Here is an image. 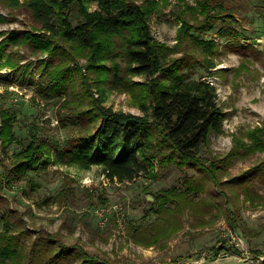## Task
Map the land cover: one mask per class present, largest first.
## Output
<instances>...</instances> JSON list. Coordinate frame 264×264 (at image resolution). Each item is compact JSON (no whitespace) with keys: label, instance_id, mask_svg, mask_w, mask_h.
Masks as SVG:
<instances>
[{"label":"trees","instance_id":"obj_1","mask_svg":"<svg viewBox=\"0 0 264 264\" xmlns=\"http://www.w3.org/2000/svg\"><path fill=\"white\" fill-rule=\"evenodd\" d=\"M176 2L181 8L175 17L176 43L169 47L151 34L149 26L150 16L168 0L24 1L34 25L21 32L0 31V66H14L6 53L8 46L27 44L33 54L45 55L46 59H36L45 80L40 85L41 95L63 94L70 89L71 97L63 100V106L70 123L79 130L51 153L35 133L29 134L26 144L17 140L14 114L0 107L1 151L13 144L21 147L1 174L5 181L45 169L52 162L81 170L95 166L107 180L118 182H130L139 176L154 179L155 163L194 169L198 177L189 176L181 187L151 195V206L163 225L146 232L131 229L132 241L145 247L158 245L180 230L176 215L190 209L206 213L215 207L212 196L199 207L192 199L193 195L207 193L206 184L219 188L218 194L234 211L239 209L235 205L238 201L241 205L264 206V195L254 189L255 182L264 181L263 126L246 131L248 143L233 138V147L222 155L210 152L205 161L198 155L202 147L209 149L211 135L223 132L225 114L216 101L214 87L206 79L186 80L188 75L183 70L198 62L205 65L203 68H215L218 44L203 36L224 18L226 7L214 0ZM1 3L13 7L18 1ZM72 10L81 17L75 25L69 19ZM187 16L193 17V22ZM4 22L6 18L0 14V23ZM222 35L236 38L238 32L225 30ZM184 46L190 51L183 52ZM178 49L181 54L174 56ZM199 53L202 59L197 58ZM245 68L246 63L240 62L234 74ZM108 90L130 94L140 114L106 107ZM254 153L263 157L237 175H228L235 160ZM28 182L34 189L32 179ZM3 228L0 264H70L71 260L77 264H106L98 254L64 245L51 235L27 245L25 232L8 219H4Z\"/></svg>","mask_w":264,"mask_h":264},{"label":"rangeland","instance_id":"obj_2","mask_svg":"<svg viewBox=\"0 0 264 264\" xmlns=\"http://www.w3.org/2000/svg\"><path fill=\"white\" fill-rule=\"evenodd\" d=\"M17 1L13 7L0 4V14L6 18V22L0 23V31L21 32L33 27L23 4L25 0ZM214 1L226 7L224 18L217 20L203 36L218 44L215 68H203L205 65L198 62L183 70L188 75L186 80L208 79L214 84L216 101L225 114L223 132L210 136L208 150L200 149L198 155L204 161L210 152L222 155L229 151L233 138L248 143V129L264 127V0ZM180 9L176 0H168L149 18L151 34L169 47L176 43L175 17ZM186 18L193 22V17ZM69 19L75 25L81 17L72 10ZM225 30H234L238 36L227 39L222 35ZM176 51L174 56L181 54L180 49ZM182 51L189 52L190 48L184 46ZM6 53L14 66H0V107L14 114L13 132L17 140L26 144L29 134L35 133L52 153L79 130L70 123L63 106V100L70 99L72 91L42 96L40 85L45 80L36 59H46L45 55L33 54L27 44L8 46ZM201 55L197 58L202 59ZM240 62H245L246 68L235 75L234 69ZM104 105L114 111L140 114L127 93L108 90ZM20 148L13 144L2 152L0 146V233L4 219H8L25 232L27 245L51 235L64 245L98 254L106 264H264V206L241 205L238 201L235 205L239 209L234 211L218 194L220 189L210 183L206 184V194L193 195L192 199L199 207L212 196L216 208L206 213L190 209L176 215L180 230L158 245L145 247L132 241V227L146 232L163 225L153 211L151 195L172 186L179 188L189 176L198 177L199 173L192 168L155 163L154 179L139 176L130 182H118L107 180L95 166L81 170L52 162L45 169L5 181L1 174L11 155ZM261 157L262 154L254 153L235 160L228 175H237ZM29 178L36 184L34 189ZM254 189L264 195V181L255 182ZM229 212L231 216L227 215ZM70 264L77 261L71 260Z\"/></svg>","mask_w":264,"mask_h":264},{"label":"built area","instance_id":"obj_3","mask_svg":"<svg viewBox=\"0 0 264 264\" xmlns=\"http://www.w3.org/2000/svg\"><path fill=\"white\" fill-rule=\"evenodd\" d=\"M207 83H208L209 85H211V86H212V85H214V84H213V83H211V81H210V80H208V79H207Z\"/></svg>","mask_w":264,"mask_h":264},{"label":"crops","instance_id":"obj_4","mask_svg":"<svg viewBox=\"0 0 264 264\" xmlns=\"http://www.w3.org/2000/svg\"><path fill=\"white\" fill-rule=\"evenodd\" d=\"M217 94V93H216Z\"/></svg>","mask_w":264,"mask_h":264}]
</instances>
